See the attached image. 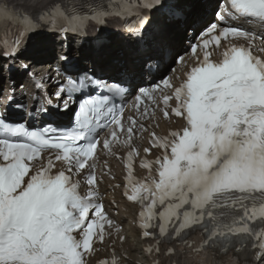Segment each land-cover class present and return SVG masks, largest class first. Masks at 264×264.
<instances>
[{
	"label": "snow or ice",
	"instance_id": "snow-or-ice-1",
	"mask_svg": "<svg viewBox=\"0 0 264 264\" xmlns=\"http://www.w3.org/2000/svg\"><path fill=\"white\" fill-rule=\"evenodd\" d=\"M137 3L141 15L133 17L138 21L136 30L128 35L140 43L146 32L155 33L140 56L143 67L169 51L170 32L186 14L179 0ZM224 12L233 21L243 18L264 25V0H230ZM225 15L218 12V23H209L198 32L197 43L188 50L193 64L184 78L178 83L163 78L156 85L170 93L163 96V117H178L183 124L167 136L153 133L151 144L162 152L154 160H141V166L148 169L144 180L133 177L132 162L138 153L135 149L128 152L125 195L141 207L145 239L154 237L153 229L170 240L173 235L183 239L184 229L200 228L214 249L220 243L226 253L229 246H243L246 238L254 237L256 259L262 261L264 228L250 227L249 222L264 224V59L253 55V33L233 26ZM66 19L70 23L76 15L67 13ZM24 20L29 27L17 32L12 41L15 50L4 51L7 58L21 55L26 33L39 30L38 21L33 23L27 16ZM192 26L188 23L184 33ZM61 33L77 35L79 27L62 26L55 34ZM239 40L246 44L235 42ZM217 50L220 56L214 58ZM258 51L264 52V47ZM60 59L66 64L68 55L61 54ZM175 62L187 63L179 53ZM64 77L54 93L63 111L74 102L73 93L85 87L109 93L120 88L87 72L73 75L67 68ZM65 84L70 87L66 89ZM154 90L139 88L136 100L151 97ZM105 113L111 117L109 123L124 129L122 113H113L109 95L81 100L72 130L54 124L29 129L0 117V264H89L87 257L95 251L94 244L104 240L105 224L113 225L98 203L97 178L89 171L99 141L88 137L94 120ZM132 124L135 121L125 132L129 145ZM111 135L103 149L111 151L117 133ZM85 173L83 182L89 187L82 195L81 181L74 177Z\"/></svg>",
	"mask_w": 264,
	"mask_h": 264
},
{
	"label": "bare ground",
	"instance_id": "bare-ground-1",
	"mask_svg": "<svg viewBox=\"0 0 264 264\" xmlns=\"http://www.w3.org/2000/svg\"><path fill=\"white\" fill-rule=\"evenodd\" d=\"M3 1L14 3V0H0V2H3ZM29 1L30 0H25L23 4H21V5L18 4V5H15L14 7H16L18 11L28 10L30 12L31 11L35 12L38 10V8L40 6L51 5L56 0H33L34 2L31 4L29 3ZM206 6H207V4L205 6H203L200 4V2H197V0L190 1V5L186 9L187 20L183 21V24L186 25L187 23H191V24L196 23L197 19L199 20L204 15V13H205L204 10H205ZM180 31H181V28L179 26L175 27V30L173 31V36H175V38L179 39L181 37ZM114 41H115L116 45H118V48H121L119 45V41L118 40H114ZM37 43H38V46H37L38 50L44 49V44H41L40 38L37 39ZM31 48H33V47H31ZM126 48H128V47H126ZM128 53H130V52H124V50L122 51V57L124 60L129 59L130 54H128ZM29 57L34 60V62H33L34 64L37 62V60H39L38 57L34 58L33 54L29 55ZM108 58H109L108 56L104 57L101 60V62L104 60H108ZM129 67L131 68V70H137L138 69L134 62H130ZM96 68L98 71L104 72V69L102 66H100V64H98L96 66ZM124 244H125V242H123L122 244H119V247H123ZM183 253H184L185 260L184 261L179 260L178 264H194V260L193 259L191 260V257H193V256L190 254V249H188V248H184L183 250L176 251V253L174 254L173 257L176 259L177 257L181 256V254H183ZM229 258H230L229 254L222 255V254H219L217 251H215L210 257L201 258L200 261L201 262H210V264H215V263L229 264ZM160 259H161V262H164L167 259V257H160ZM241 259L249 262L250 261L249 253L248 252L243 253ZM137 260L138 259L135 257V255H132L129 260H123L122 264H131V263L137 264L136 263ZM148 264H150V261H148Z\"/></svg>",
	"mask_w": 264,
	"mask_h": 264
}]
</instances>
